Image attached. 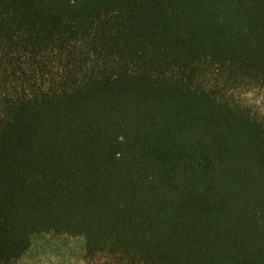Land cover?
Here are the masks:
<instances>
[{
    "label": "trees",
    "instance_id": "trees-1",
    "mask_svg": "<svg viewBox=\"0 0 264 264\" xmlns=\"http://www.w3.org/2000/svg\"><path fill=\"white\" fill-rule=\"evenodd\" d=\"M41 237L264 264V0H0V264Z\"/></svg>",
    "mask_w": 264,
    "mask_h": 264
},
{
    "label": "rangeland",
    "instance_id": "rangeland-1",
    "mask_svg": "<svg viewBox=\"0 0 264 264\" xmlns=\"http://www.w3.org/2000/svg\"><path fill=\"white\" fill-rule=\"evenodd\" d=\"M56 245L52 246V238L50 237L39 238L29 259L34 258L38 264H52V262L53 264H72L71 260L79 257L76 243L72 242L70 245L57 243Z\"/></svg>",
    "mask_w": 264,
    "mask_h": 264
}]
</instances>
